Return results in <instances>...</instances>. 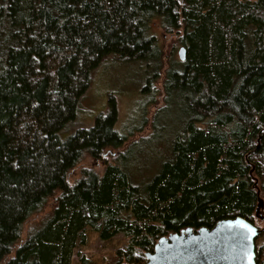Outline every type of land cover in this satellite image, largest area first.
<instances>
[{"label": "trees", "instance_id": "obj_1", "mask_svg": "<svg viewBox=\"0 0 264 264\" xmlns=\"http://www.w3.org/2000/svg\"><path fill=\"white\" fill-rule=\"evenodd\" d=\"M155 19L186 59L165 71L151 123L173 94L184 119L168 158L135 181L116 96L91 124L79 113L108 59L143 65L155 101ZM260 199L264 216V0H0V264H72L87 227L124 233L116 264H144L162 236L236 216L261 228L264 264Z\"/></svg>", "mask_w": 264, "mask_h": 264}, {"label": "rangeland", "instance_id": "obj_2", "mask_svg": "<svg viewBox=\"0 0 264 264\" xmlns=\"http://www.w3.org/2000/svg\"><path fill=\"white\" fill-rule=\"evenodd\" d=\"M151 31L159 37L164 66L162 76L154 83L155 101L148 104L151 96H149L150 89L145 87L146 76L141 71L143 65L138 62L108 59L95 71L92 86L82 100V113H79L81 122L91 124L100 112L106 110L110 94L116 96L117 127L126 132L134 130L136 133L131 138L132 141L137 140V142L130 150L129 162L135 181L150 179L158 170L160 163L168 158L172 151V142L181 130L184 119L181 100L177 94H173L165 109L157 116L155 123L153 125L151 123L156 111L165 104V71L171 62L182 61L179 56L182 45L176 33L165 31L157 19L152 22ZM151 69H154V66ZM144 116L148 123L143 124ZM141 126L143 131L136 130ZM117 155L116 150L109 149L104 156L114 160ZM94 164L97 170L104 169L102 161ZM85 237V242H79L75 249L72 264H116L118 259L116 251L127 247L124 233L103 240L99 232L87 227Z\"/></svg>", "mask_w": 264, "mask_h": 264}, {"label": "water", "instance_id": "obj_3", "mask_svg": "<svg viewBox=\"0 0 264 264\" xmlns=\"http://www.w3.org/2000/svg\"><path fill=\"white\" fill-rule=\"evenodd\" d=\"M179 56L186 59V48ZM263 200L257 209L260 215ZM261 228L242 216L218 221L213 227H192L162 236L144 264H256V241Z\"/></svg>", "mask_w": 264, "mask_h": 264}]
</instances>
